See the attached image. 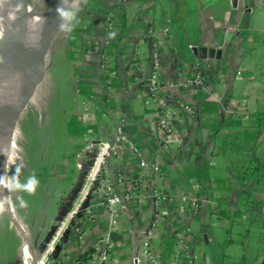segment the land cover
Returning <instances> with one entry per match:
<instances>
[{"label": "crops", "instance_id": "0c3cea01", "mask_svg": "<svg viewBox=\"0 0 264 264\" xmlns=\"http://www.w3.org/2000/svg\"><path fill=\"white\" fill-rule=\"evenodd\" d=\"M65 27L56 53L62 88L73 94L66 125L76 153L63 174L54 163L58 170L39 178L47 231L97 170L102 147L110 157L108 175L66 240L68 225L63 230L52 264H100L105 234L114 249L104 264H155L141 250L156 214L158 264H184L187 253L193 264H264V0H79ZM154 33L163 39L160 95L174 133L167 146L157 116L163 109L146 102ZM200 47L221 49V57L201 58ZM196 70L204 85L181 87ZM106 182L125 197L117 214L104 204ZM154 189L168 196L159 206Z\"/></svg>", "mask_w": 264, "mask_h": 264}, {"label": "rangeland", "instance_id": "374dc122", "mask_svg": "<svg viewBox=\"0 0 264 264\" xmlns=\"http://www.w3.org/2000/svg\"><path fill=\"white\" fill-rule=\"evenodd\" d=\"M30 1L31 5L36 3L39 11H44L53 5L54 0H28ZM67 34L65 27L59 34L63 38H59L49 52L45 75L37 85L15 132L7 162L6 173L10 182L11 199L32 247L31 264H52L51 252L46 255V250L57 235L59 227L57 223L47 231L48 215L45 213V199H41L40 188L43 182L39 178L48 172H54V169L58 170L55 165H63L76 153L71 148L66 125V110L72 104V89L68 84L62 88V63L56 53ZM65 166H62V174L66 170ZM67 214L68 212L65 217ZM73 219L75 223V218ZM13 224L9 214L0 210V264H23V240ZM48 235H51L50 239L44 244Z\"/></svg>", "mask_w": 264, "mask_h": 264}, {"label": "built area", "instance_id": "2783aa9c", "mask_svg": "<svg viewBox=\"0 0 264 264\" xmlns=\"http://www.w3.org/2000/svg\"><path fill=\"white\" fill-rule=\"evenodd\" d=\"M128 1V0H123ZM111 20L109 22V26H111ZM169 29H166L164 33L166 34ZM162 42L163 39L158 33H154L152 35V43H151V71L148 74V76L145 78L146 80V90L148 93L146 102L147 103H159L162 107V111H159L157 116L159 119L163 144L165 146L168 145L170 139L173 137V127L171 124V112L168 108V102H167V96H161L160 95V89L162 88L161 81H160V74L163 66L162 62ZM194 67H200V63H197L194 65ZM136 79H139L138 76H136ZM204 85V76L201 72L196 70L190 75H184L182 80H180V86L183 88H200ZM183 109L187 111H191L192 107L189 105H182ZM122 125H119L117 127V130L121 133L122 132ZM131 149L137 154L141 155V150L139 147L134 143H130ZM109 157L110 152L103 148L99 151V159H98V167L97 170L92 169L89 173H87L85 180L83 182V185L81 187V190L79 191L77 197L73 201V204L68 210V214L65 217L63 221L59 223L58 232L49 247L46 250V255L49 254L55 248V245L57 241H59L63 230L65 227L69 224V222L75 217V215L78 212L79 207L84 202L87 195L92 192L95 189H100V181L102 178L106 177L109 172ZM141 162L143 165L146 164L144 159H141ZM102 195L105 206L109 209V211L115 212V206L118 203H121L124 200V195L118 193L113 185L111 183H104L102 186ZM152 197L154 198V202L157 206H159L162 202H164L167 199V194L160 190V189H154L152 191ZM182 208L185 207V205L181 206ZM115 214H117L115 212ZM160 222L159 215L156 214V216L153 218L151 225L148 227L143 243H142V250L141 252L143 255L148 257L153 263L158 264V259L156 258L155 254L152 251V237L154 235V232ZM189 230V229H187ZM114 245L111 239V234H105L103 235L99 241L98 246L96 248L97 250V256L99 259L100 264H104L106 261H108L110 257V253L113 251ZM194 263V256L192 253H187L186 255V261L184 264H193Z\"/></svg>", "mask_w": 264, "mask_h": 264}, {"label": "water", "instance_id": "95a60500", "mask_svg": "<svg viewBox=\"0 0 264 264\" xmlns=\"http://www.w3.org/2000/svg\"><path fill=\"white\" fill-rule=\"evenodd\" d=\"M78 3L79 0H69V2L64 6L56 7V5H53L44 11H39L35 3L33 5L35 12H39L40 14L42 13L40 20L32 21L24 27L19 25L15 26V28L12 29V32L9 35H6L0 42V85L6 78L11 66L21 62L35 64L36 66L41 62L44 63L42 77L36 81L29 95L22 96L20 105L11 118L9 124L0 131V154H3L4 151L11 146L15 132L29 106L30 99L37 85L45 75L46 61L48 60L49 52L52 50L54 40L60 32L63 31L66 23L75 13ZM12 14L15 17L16 15L19 17L23 16V11L18 10L16 2L12 3ZM37 29L41 30V35L39 37H32L29 39L30 33ZM198 51L201 58H220L222 53L221 49H216L214 47H200ZM82 185L83 181L80 182L69 195L64 205V211L58 218L59 222L62 221L64 215L68 212V209L71 208L73 201L81 190ZM91 198L92 192L87 195L86 199L79 207L76 214L77 217L80 216L82 211L89 206ZM73 224L74 219L70 221L68 228L65 230L61 238L62 240L67 239V235ZM50 236L51 235H48L45 238L43 242L44 244L49 241ZM58 249L59 247L57 245L56 250Z\"/></svg>", "mask_w": 264, "mask_h": 264}, {"label": "bare ground", "instance_id": "6f19581e", "mask_svg": "<svg viewBox=\"0 0 264 264\" xmlns=\"http://www.w3.org/2000/svg\"><path fill=\"white\" fill-rule=\"evenodd\" d=\"M17 3V8L23 11V16L12 14V3ZM69 0H54L53 5L61 7ZM27 0H0V42L12 32L15 26H26L32 21H39L42 13L35 12L33 5ZM52 5V6H53ZM67 28V27H66ZM41 30L30 33L29 39L39 37ZM31 41V40H30ZM44 71V63L35 64L18 63L9 68L8 74L0 85V131L7 127L14 113L20 105L22 96L29 95L37 80ZM11 146L0 154V210L6 211L13 225H15L23 240V264H31L32 247L28 240L26 230L22 224L19 213L11 199L10 182L8 179L7 162ZM38 259V256H36Z\"/></svg>", "mask_w": 264, "mask_h": 264}, {"label": "trees", "instance_id": "16d2710c", "mask_svg": "<svg viewBox=\"0 0 264 264\" xmlns=\"http://www.w3.org/2000/svg\"><path fill=\"white\" fill-rule=\"evenodd\" d=\"M75 224L76 225H78V222H77V219H75ZM89 254V252H87V251H85L84 253H83V257H84V259H87L89 256L91 257V255H88Z\"/></svg>", "mask_w": 264, "mask_h": 264}, {"label": "clouds", "instance_id": "9594fccd", "mask_svg": "<svg viewBox=\"0 0 264 264\" xmlns=\"http://www.w3.org/2000/svg\"><path fill=\"white\" fill-rule=\"evenodd\" d=\"M113 35H114V33H113Z\"/></svg>", "mask_w": 264, "mask_h": 264}]
</instances>
